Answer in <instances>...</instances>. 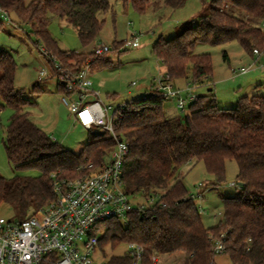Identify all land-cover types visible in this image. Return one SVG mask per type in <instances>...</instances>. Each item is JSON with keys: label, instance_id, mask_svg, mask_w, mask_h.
I'll return each instance as SVG.
<instances>
[{"label": "trees", "instance_id": "1", "mask_svg": "<svg viewBox=\"0 0 264 264\" xmlns=\"http://www.w3.org/2000/svg\"><path fill=\"white\" fill-rule=\"evenodd\" d=\"M118 1L137 11L161 7L160 0ZM185 1L162 3L176 8ZM110 3L111 0H0V9L6 12V19L12 13L15 24L29 25L39 50L46 49L48 62L55 58L62 67L76 70L84 64L87 54L60 48L48 30L51 18L66 20L76 29L81 45L90 49L104 25L98 12L108 10ZM262 23L264 0H210L207 14L170 38L159 36L152 50L171 80L202 81L211 74L212 65L208 53H193L195 44L236 40L246 52L264 50ZM103 59L96 57L90 68ZM15 70L12 53L0 49V110L4 106L12 109L3 148L15 170L37 172L15 173L8 178L0 175V203H13L21 220L53 199L52 174L56 178L73 177L79 172L78 166L89 161L101 166L113 140L102 132L78 152L58 144L27 116V101L14 87ZM50 74L55 76L58 90L69 94L55 69ZM258 85L264 89V81ZM203 97L190 104L187 112L171 116L164 111L167 99L153 92L125 103L115 123L117 133L128 145L122 165L123 189L129 196L161 195L149 207L129 210L126 224L115 218L104 220L101 225L105 231L98 237L97 246L136 242L144 251L143 264H152L151 257L162 253L178 254L180 264H217L212 248L214 239L223 233L222 254L232 264H264V93L241 96L229 108L213 100L203 104ZM226 160L236 162L239 188L233 195L222 197L221 217L206 227L177 173L184 164L201 161L213 177L212 183L220 185L225 180ZM161 201L164 206L159 205ZM129 262V255L123 253L111 255L106 264ZM40 264L52 263L44 260Z\"/></svg>", "mask_w": 264, "mask_h": 264}, {"label": "rangeland", "instance_id": "2", "mask_svg": "<svg viewBox=\"0 0 264 264\" xmlns=\"http://www.w3.org/2000/svg\"><path fill=\"white\" fill-rule=\"evenodd\" d=\"M29 1L31 0H25ZM160 6L158 9L148 6L143 11H137L130 4L124 6L118 0H111L108 10L98 12V16L104 19V25L96 42L107 44L110 51L100 56L104 59L90 68L88 100H99L115 109L121 103L150 93L153 79L164 69L161 60L153 53V43L159 36L170 38L194 24L199 16L208 13L210 0H186L182 6L176 8L166 7L160 0ZM13 19L15 18L12 13H9L8 19H0V49L10 51L15 60L14 87L21 90L27 101L24 110L58 144L78 152L91 138L103 131L100 127L85 129L73 120L61 97L66 95L75 99L76 95L69 96L58 90L54 75L48 72L46 77L37 79L39 69H49V62L37 47L35 36L28 31L29 25H17ZM261 27L264 29V23ZM48 30L60 48L87 54L84 64L89 62L91 66V59L96 57L88 47L81 45L76 29L71 24L53 17ZM125 39L133 40L132 45L123 46ZM193 53H208L212 65L211 74L204 78L202 84L197 80L198 85L193 88L198 97L204 96L203 104L213 100L216 105L229 108L241 96L264 93L263 87L258 85L264 81V55L256 57L251 52H246L236 40L221 44L197 43L193 47ZM253 61L255 65L250 66L252 69L245 73L239 72L241 67L249 66ZM188 80L191 79L179 78L177 82L172 81L184 89ZM132 82L136 85H131ZM163 106L165 113L170 116L187 112L189 108L186 106L184 111L178 109L172 99H167ZM11 114L12 109L8 106L0 110V175L6 178L15 173L36 175L37 172L32 169L15 170L7 160L2 139ZM225 169V180L220 185L212 183L213 177L205 171L201 161L184 164L177 173L188 192L196 193L199 188L202 189L201 197L193 201L206 227L213 225L221 217L222 197L233 195L239 188L236 182V162L226 160ZM129 199L133 205L142 203L147 206L142 195H131ZM0 216L10 220L20 219L15 205L8 202L0 203ZM121 223L124 224L123 221ZM126 250L127 243L122 242L112 247L106 242L90 254L92 264L104 263L111 255H121ZM156 258L153 259L157 261L152 259V264L159 261L180 264L181 260L178 254L166 253L159 254ZM214 260L217 264H232L228 256L222 253H216Z\"/></svg>", "mask_w": 264, "mask_h": 264}, {"label": "built area", "instance_id": "3", "mask_svg": "<svg viewBox=\"0 0 264 264\" xmlns=\"http://www.w3.org/2000/svg\"><path fill=\"white\" fill-rule=\"evenodd\" d=\"M0 19H6V12L1 9ZM132 42L131 39H125L123 46H131ZM109 50L110 46L97 42L90 47L95 57ZM40 51L48 61L50 57L46 49L40 47ZM252 54L260 57L264 55V50L254 48ZM254 65L255 61L241 67L239 72L245 73ZM52 69H55L64 88L70 92L69 96L76 95L75 99L66 95L61 97L73 120L85 129L100 127L113 140V144L101 166L89 161L78 166L79 172L73 177L56 178L52 174L54 197L33 214L21 220L0 216V264H40L44 260L52 264H92L90 254L98 247V237L105 230L102 222L115 218L126 224V213L129 210L149 207L161 195L158 193L144 197L147 206L142 203L133 205L123 189L122 165L128 145L117 133L115 123L121 117L125 103L113 109L99 100L87 99L91 83L89 62L73 70L62 67L58 60L52 58L49 69H39L37 79L46 77ZM131 85L136 83L132 82ZM185 85L184 89L175 87L169 75L163 71L153 79L151 92L165 99H174L176 107L184 111L186 106L198 98L193 92L196 81L188 80ZM201 195V191L197 190L196 193L189 192L188 197L195 199ZM159 205L164 206L165 203L161 201ZM223 236L221 233L214 239V253L223 252ZM125 253L130 257L129 264H143L144 251L138 243H127Z\"/></svg>", "mask_w": 264, "mask_h": 264}, {"label": "crops", "instance_id": "4", "mask_svg": "<svg viewBox=\"0 0 264 264\" xmlns=\"http://www.w3.org/2000/svg\"><path fill=\"white\" fill-rule=\"evenodd\" d=\"M262 68H264V65L262 66ZM163 71H164V69H163ZM175 81L177 82V79H175ZM173 82V85L175 86V87H177V88H181V87H178L177 86V84L174 82V81H172ZM204 82V79L201 81V82H199V84H202ZM259 83H261V82H259ZM184 84H185V82H184ZM196 85H198V84H196ZM194 88V87H193ZM182 89V88H181ZM211 88H209V90H210ZM169 100V99H168ZM173 101H174V103H175V100L174 99H172ZM175 106H176V104H175ZM199 191H202V189H198ZM156 258V257H155ZM157 259V258H156ZM154 260V259H153ZM154 261H157V260H154ZM168 263V261H165V262H163V263H161L160 261L159 262H155L154 264H167Z\"/></svg>", "mask_w": 264, "mask_h": 264}]
</instances>
